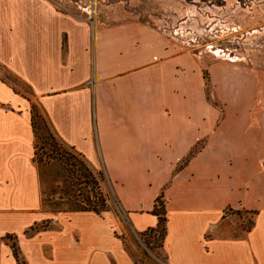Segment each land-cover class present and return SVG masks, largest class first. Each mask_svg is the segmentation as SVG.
Here are the masks:
<instances>
[{"label":"crops","instance_id":"1","mask_svg":"<svg viewBox=\"0 0 264 264\" xmlns=\"http://www.w3.org/2000/svg\"><path fill=\"white\" fill-rule=\"evenodd\" d=\"M136 28L157 41L141 71L130 58L123 70L115 43L92 40L45 0H0V62L32 90L0 78V264H19L7 235L25 264H136L109 212L43 209L34 103L61 140L103 163L134 232L157 226L153 209L164 195L168 264H264V144L206 96L208 86L216 98L227 93L233 79L217 67L207 83L185 54ZM222 82L229 87L219 90ZM228 209L252 213L251 228L224 235Z\"/></svg>","mask_w":264,"mask_h":264},{"label":"rangeland","instance_id":"2","mask_svg":"<svg viewBox=\"0 0 264 264\" xmlns=\"http://www.w3.org/2000/svg\"><path fill=\"white\" fill-rule=\"evenodd\" d=\"M45 1L61 20L88 27L92 40L96 34L97 40H102L101 42L115 43L123 64L120 68L123 70L127 68L125 61L130 58L131 67H138L137 71H141L146 56H151L147 50L148 44L157 41L150 33L137 29L136 26L139 25L154 30L164 42L175 47L176 52L185 54L187 60L195 63L207 83L217 67L227 68L225 73L229 74V79H233L235 87L231 86L229 91L226 83H219L218 89L226 87L227 93H216V98L213 88L208 86L207 100L213 106L229 112L228 121L236 122L240 119L252 127L250 132L257 130L258 138L264 144V0ZM218 68L216 73L221 74ZM0 78L17 91L27 96L32 94L31 88L1 62ZM225 98L227 100L223 101ZM38 113L48 120L40 106ZM37 121L41 134L39 138L36 136L39 153L36 163L45 203L43 209H76V201L82 200L85 186L75 183L73 177H68L65 168L69 166L64 160L60 162L58 151L52 152L51 147L43 145V123L40 118ZM247 141L250 147L254 146L252 136ZM65 148L75 155L77 162L84 161L104 173L102 187L108 200V207L104 212H109L123 223L125 230L116 232L127 237V244L136 264H168L163 248V227L155 231L134 232L103 163L93 165L75 150L67 146ZM199 148L197 146L196 150ZM188 158L178 164L177 170L188 163ZM159 209L162 210L163 205H159ZM227 213L233 215L234 220L232 229L226 230L224 235L240 236L251 228L254 218L252 213L242 209H228Z\"/></svg>","mask_w":264,"mask_h":264},{"label":"trees","instance_id":"3","mask_svg":"<svg viewBox=\"0 0 264 264\" xmlns=\"http://www.w3.org/2000/svg\"><path fill=\"white\" fill-rule=\"evenodd\" d=\"M34 103L32 105V124L35 131V135L39 138L40 136V130L41 127L38 123L37 119L40 118L41 122L43 123V131L44 134L42 138L44 139L43 145L49 146L53 151H58L59 156H61L60 162L64 160L69 167L67 169L65 168V165L63 168H65V171H67L68 177L74 178L75 183L77 184H83L85 187V194L82 196V200L79 202L76 201L78 204V208L76 209H67V210H58V211H93L98 214H102L104 211L107 210L108 207V200H107V194L104 192L102 184L105 181V175L102 171L95 170L90 164H87L86 162H77L76 157L73 153L70 152V150H67L65 146L69 147L71 150H74L71 146L66 145L63 140L58 136L55 129L52 127L51 122L47 116V114L44 112V114L47 116V121L44 117H41L39 115V105ZM48 124L50 126H48ZM52 127V130L51 128ZM44 149V148H43ZM38 146L35 145V161L38 162ZM52 158V156H50ZM71 176V177H70ZM62 195V193H60ZM75 196V195H74ZM61 197V196H60ZM164 195L161 194L158 196L155 202V206L153 209V213L158 216V224L156 227L150 228L148 230L155 231L161 227L164 229L163 239L165 238L166 234V224H167V216H166V209L164 204ZM45 203L43 202V205ZM159 205H163V209H159ZM147 231V230H146ZM6 238L11 242V245L13 247V251L15 254V257L17 258L19 264H25L19 253L18 245L16 242V236L13 235H7ZM164 242V241H163Z\"/></svg>","mask_w":264,"mask_h":264}]
</instances>
